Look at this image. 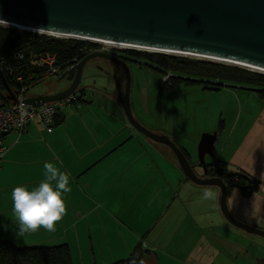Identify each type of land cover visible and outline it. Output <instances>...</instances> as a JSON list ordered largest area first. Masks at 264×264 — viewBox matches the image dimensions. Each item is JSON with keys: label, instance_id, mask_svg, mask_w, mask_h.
I'll use <instances>...</instances> for the list:
<instances>
[{"label": "rangeland", "instance_id": "374dc122", "mask_svg": "<svg viewBox=\"0 0 264 264\" xmlns=\"http://www.w3.org/2000/svg\"><path fill=\"white\" fill-rule=\"evenodd\" d=\"M3 26L11 27L18 31H25L9 25ZM84 41L98 45L99 50L102 48L116 50L127 57L130 55L123 51L134 50L107 46L88 40ZM187 58L192 59L191 57ZM193 60L199 59L193 58ZM127 65L131 73V109L133 116L142 126L153 133H161L168 136L179 148L184 149L189 154L190 162L195 165V169L199 163L198 146L203 134L218 132L219 137L215 145L214 154L206 157V163L216 165L218 161L227 162L232 171L240 169L239 171L242 170L261 182L260 190L254 193L251 198H241L237 193H234L232 197L228 198V205L236 218L244 219L243 221H248L245 223L264 230V100L260 98L257 92L259 87L252 84V86H247L241 83H230L200 77H183L184 80L194 81V84L185 85V83H182L164 92L163 85L165 80H168L167 77L169 76L170 78L174 77L173 73L164 76L163 72H160L143 58L134 59L130 56ZM113 75L103 58L91 60L83 73L82 83L79 87L81 92L77 94L86 103L65 104L60 107L61 113L67 117L68 130L74 140H77L74 135L79 137L81 135L80 132L83 130L80 115L90 124L91 129L96 127L93 122L94 116L95 120L99 117V120L104 121L106 125L117 129L120 133L118 140L122 139L124 148L127 146L126 150L122 149L115 152L106 162L115 164L122 157L125 160V156H128L136 163L128 172L130 180H132L131 185L133 186H130L129 191L135 192L139 190L140 194L137 197L132 194L130 199L127 198L128 194H122L120 202L123 211L119 215L123 214V216H120L119 219L103 218V224L98 218V213L92 216V231L95 243L98 244L96 235L98 230L102 231L104 227L110 229V231L117 232L119 224L123 225L125 230H127V226L138 228L146 225L150 216L149 213L151 211L155 212L159 204V201H157L153 208H149L150 203H147V200L153 196L155 188L160 186L163 189L162 198L164 195L167 197V204L174 199L173 206L179 208V206L184 205V201L185 209L194 210L197 213L196 219L203 228L202 255L210 256L211 259L217 256L216 264H258L257 259L264 254V238L249 234L235 227L224 217L220 207V189L218 187L199 186L186 179V181L184 180V186H179L178 175L182 174V178L185 177L181 168L179 167L176 170L167 165L168 160L163 158L166 160L164 161L162 159L152 143L148 141L149 139L132 127L123 109L120 108L122 121H113V124L108 122L110 116L116 114L114 112L117 108H114L111 102H115L114 104H117V106L120 104ZM59 77L54 76L38 83L29 90L28 95L56 94L65 90L68 88L69 82L66 79L58 81ZM117 77L122 89L125 90V79L120 78V76ZM218 88L219 90H217ZM78 105H82V109ZM93 135H96L95 130H91V133L84 131V136L90 138L89 140L91 141L96 138ZM107 144L110 143L105 145ZM170 152L173 156L172 158L177 162L171 149ZM150 159L154 160L157 173H160V171L163 173L165 181L160 173L148 187V193L141 195L142 184L145 183V179L138 177V166H142L147 161L149 162ZM199 172L203 175L204 170H199ZM90 175L93 176L95 173ZM159 181L164 182L162 186ZM112 186L115 187V185ZM112 186H108L104 194L101 193L100 196H104L107 202L112 204L113 209H117L116 201L113 198L115 195H111L112 193L110 192L111 188L114 190ZM119 195L121 194L118 193L117 196ZM168 195L171 196V199L168 198ZM177 196L180 199L174 198ZM166 221L167 219L165 218L163 222H160L156 230H163ZM176 221L178 220H175L167 228V232L164 234L165 238L172 239L174 237L177 231ZM188 224V226H192V223ZM182 230H180L178 235L184 238L186 235L181 234ZM211 230L217 235H213ZM127 234L128 231L122 233L121 238L131 243V240H127L130 237ZM206 236H210L211 241ZM33 237L35 238V236ZM37 240L40 239H33L32 241ZM83 242L86 246L89 244V239H83ZM34 243L31 245H57L52 241L40 242L42 244ZM150 248L152 251L156 250V248L154 249L151 246ZM164 250L162 246H157L158 253L162 254ZM172 250L177 252L173 248Z\"/></svg>", "mask_w": 264, "mask_h": 264}, {"label": "crops", "instance_id": "0c3cea01", "mask_svg": "<svg viewBox=\"0 0 264 264\" xmlns=\"http://www.w3.org/2000/svg\"><path fill=\"white\" fill-rule=\"evenodd\" d=\"M111 103L114 108L117 107L114 112L116 114L110 116L108 120L109 123L113 124V121H122V108L120 104L117 106L114 104L115 102ZM78 106L82 107V105ZM58 113L62 117V121L54 124L51 133L40 125L32 124L22 135L9 133L4 138L5 152L0 161V240L12 241L18 246H37L31 244H35L34 242L42 244L40 242L50 241L57 245L67 244L70 248L73 264H112L129 258L139 244L148 250L146 264H216L217 256L211 259L210 256H204L201 253L203 228L196 219L197 213L194 210L185 209L184 201V205L179 206V208L173 206L174 199L167 204V197L164 195L162 198L163 189L160 186L155 188L153 196L147 200V203H150L149 208H153L157 201L159 204L155 212L149 213L150 216L146 225L138 228L127 226V230H125L123 225L119 224L117 232L104 227L102 231L98 230L96 234L98 244L95 243L92 216L98 213V218L103 224V218L119 219L120 216H123V214L119 215L123 211L120 202L122 194H128V199L131 198L132 194L136 197L140 194L139 190L129 191L130 186H133L128 172L136 163L128 156H125V160L120 157L121 160L115 164L106 162L115 152L122 149L126 150L127 146L124 148L122 139L118 140L120 133L117 129L106 125L104 121L99 120V117L95 120L94 116L93 122L96 127L91 129L90 124L80 115L83 130L79 137L74 135V138H77L74 140L68 130L66 115L62 114L61 110ZM91 130H95L96 133L93 135L96 137L93 141L84 136V131L91 133ZM148 141L152 143L162 159L168 160L167 165L176 170L179 168L178 162L172 158L170 148L151 140ZM106 143L110 144L105 145ZM45 162L56 163L62 171L70 175L72 191L66 194V213L62 220L57 222L54 232L39 229L23 238L18 237L16 235L17 226L12 213V189L20 185L29 188L37 185L43 179V164ZM227 164L229 167V163ZM155 167L153 159L142 166H138V177L145 179V183L142 184L141 195L148 193V187L157 175L161 173L163 176L161 171L157 173ZM196 169L199 172V168ZM229 169L232 170L230 167ZM91 173H95V175L91 176ZM178 177L179 186L183 187L187 178L186 176L182 178V174ZM94 178L96 179L93 181ZM162 178L164 179V176ZM163 183V181H159L161 186ZM108 186L114 187V190L111 188L110 192L111 195H115L113 198L116 201L117 209H113L112 204L108 203L104 196H100L101 193L104 194ZM118 193L121 195L117 196ZM168 198L171 199V196L168 195ZM165 218L167 221L164 224V229L156 230L159 223L163 222ZM175 220L178 221H176L177 231L174 237L172 239L165 238L164 234L167 232V228ZM245 222L248 221L245 220ZM188 223H192V226H188ZM179 229H183L181 234L186 235L184 238L179 237ZM127 231V236H130L127 240H131V243L121 238L122 233ZM211 233L217 235L212 230ZM206 237L211 241L210 236ZM33 239L40 240L32 241ZM83 239H89V244L85 246ZM158 245L165 249L162 254L157 252ZM150 246L156 250L152 251ZM172 248L177 252L173 251Z\"/></svg>", "mask_w": 264, "mask_h": 264}, {"label": "water", "instance_id": "95a60500", "mask_svg": "<svg viewBox=\"0 0 264 264\" xmlns=\"http://www.w3.org/2000/svg\"><path fill=\"white\" fill-rule=\"evenodd\" d=\"M0 21L72 39L90 38L190 53L264 69V0H0ZM95 58L111 60L124 69L125 90L117 75L113 76L118 101L132 127L149 140L170 148L192 183L218 187L221 211L232 225L264 238V230L232 214L224 180L208 176L206 157L214 152L218 132L203 134L199 142V164L204 170V177H200L174 141L160 132L147 130L133 116L131 73L122 59L104 51L91 53L58 78V81L72 82L68 88L56 94L31 96L22 104L40 107L77 93L88 62ZM2 79L8 93L12 94L3 74ZM8 99L14 101L15 94ZM257 262L264 264V257Z\"/></svg>", "mask_w": 264, "mask_h": 264}, {"label": "trees", "instance_id": "16d2710c", "mask_svg": "<svg viewBox=\"0 0 264 264\" xmlns=\"http://www.w3.org/2000/svg\"><path fill=\"white\" fill-rule=\"evenodd\" d=\"M97 50H99L98 45L84 40L58 38L26 30L18 31L11 27L0 25V96L7 103H11L12 100L8 99L9 95H14L17 92V84L13 81V78L2 71L1 65L6 60L13 67L14 77L18 74L27 76L29 73H33L32 62L34 56H44L46 54L55 56L62 72H64L70 62L74 60L79 62ZM123 52L134 59L143 58L160 72H163L164 76L173 73L174 77L170 78L169 76L168 80H165L163 85L164 92L182 83H185V85L194 84V81L184 80L183 77H200L230 83H241L247 86H258L259 90L257 92L260 98L264 100V74L211 61L193 60L135 50H124ZM18 55H21L22 58L19 59ZM2 74L9 84L12 94L8 93ZM80 92L81 89L75 95ZM82 102L86 101L81 99V97H77L71 104ZM61 118L58 113L54 124L56 125L59 121H62ZM182 151L189 159V154L184 149ZM191 165L195 170V165ZM198 166L202 167L199 163ZM207 166L210 176L219 177L227 184L228 197L237 191L241 197L251 198L261 188L260 181L244 171L230 170L227 163L218 161L216 165L207 163ZM187 180L190 181L189 179ZM147 253L148 250L142 244H139L129 258L112 264H146ZM0 264H73V261L67 244L56 246H18L12 241L0 240Z\"/></svg>", "mask_w": 264, "mask_h": 264}, {"label": "built area", "instance_id": "2783aa9c", "mask_svg": "<svg viewBox=\"0 0 264 264\" xmlns=\"http://www.w3.org/2000/svg\"><path fill=\"white\" fill-rule=\"evenodd\" d=\"M18 57L19 59L22 58L21 55H18ZM77 63V60L70 62L66 70ZM32 67L33 73H29L27 76L18 74L14 77L13 67L8 60L4 61L1 65L4 74L10 75L17 84V92L15 93L16 99L11 103H7L0 96V160L5 152L3 142L7 134L15 133L20 136L32 124L40 125L51 133L60 107H63L65 104H71L78 97L73 94L63 101L40 107L22 104L23 100L31 97L28 95V92L35 84L54 76H60L63 73L61 66L57 63L56 57L50 54L34 56Z\"/></svg>", "mask_w": 264, "mask_h": 264}, {"label": "clouds", "instance_id": "9594fccd", "mask_svg": "<svg viewBox=\"0 0 264 264\" xmlns=\"http://www.w3.org/2000/svg\"><path fill=\"white\" fill-rule=\"evenodd\" d=\"M43 169V179L34 187L20 185L12 189V213L18 237L39 229L54 232L66 213V194L72 191L70 175L54 162H45Z\"/></svg>", "mask_w": 264, "mask_h": 264}, {"label": "bare ground", "instance_id": "6f19581e", "mask_svg": "<svg viewBox=\"0 0 264 264\" xmlns=\"http://www.w3.org/2000/svg\"><path fill=\"white\" fill-rule=\"evenodd\" d=\"M0 24L6 25V23L1 22ZM12 27L15 28H19L22 30H28L31 32H35V33H39V34H46L48 36H53V37H69L67 35H61V34H54V33H49V32H41L38 30H34V29H27L24 28L22 26H18V25H10ZM80 38V37H79ZM80 39H84V40H89L95 43H99V44H103V45H107V46H113V47H119V48H126V49H134V50H141V51H147V52H152V53H162V54H167V55H171V56H181V57H191L192 59H199V60H206V61H211V62H217V63H222V64H228V65H232V66H237V67H241L243 69H247L253 72H257V73H261L264 74V69L261 68H256L250 65H246V64H241V63H237L234 61H228V60H223V59H217V58H211V57H206V56H200V55H196V54H190V53H183V52H172V51H167V50H159V49H153V48H145V47H140V46H135V45H127V44H121V43H116V42H111V41H104V40H97V39H90V38H80Z\"/></svg>", "mask_w": 264, "mask_h": 264}, {"label": "flooded vegetation", "instance_id": "af4514ba", "mask_svg": "<svg viewBox=\"0 0 264 264\" xmlns=\"http://www.w3.org/2000/svg\"><path fill=\"white\" fill-rule=\"evenodd\" d=\"M101 51L109 52L110 54H112V55H114V56H116V57L122 59L126 64H128V60H130V56L127 57L126 55H124V54H122L121 52H118V51H116V50H106V49L102 48L101 50H97V51H94V52H101ZM94 52H93V53H94ZM103 60L105 61L106 66L109 67L111 73L116 74L117 76H120V78H124L125 81H126V73H125L124 69H123L120 65H118L117 63H115V62H113V61H111V60H108V59H104V58H103ZM89 63H90V61L88 62V64H89ZM88 64H87V66H88ZM100 67L103 68L102 66H100ZM100 67H98V68H100ZM71 83H72V82H69L68 87L71 85ZM78 91H79V90H78ZM198 168H199V170H203V168L200 167V166H198ZM195 172H196L198 175H200L201 177H204V173H203V175H202L200 172H198L197 169H195ZM208 176H210L209 169H208ZM210 177H213V176H210ZM226 185H227V184H226ZM234 193H237V195L240 196V194L236 191V192H233V193L230 195V197H232V196L234 195ZM240 197H241V196H240ZM228 198H229V197H228ZM241 198H243V197H241ZM247 199H249V198H247ZM233 215H234V214H233ZM237 219H238V218H237ZM239 220L243 221V219H241V218H239ZM243 222H245V221H243ZM263 257H264V254H263V256H261L260 258H263Z\"/></svg>", "mask_w": 264, "mask_h": 264}]
</instances>
